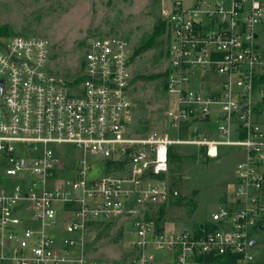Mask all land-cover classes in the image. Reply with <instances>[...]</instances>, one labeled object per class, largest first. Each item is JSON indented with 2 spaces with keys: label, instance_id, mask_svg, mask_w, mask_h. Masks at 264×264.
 Instances as JSON below:
<instances>
[{
  "label": "built area",
  "instance_id": "built-area-1",
  "mask_svg": "<svg viewBox=\"0 0 264 264\" xmlns=\"http://www.w3.org/2000/svg\"><path fill=\"white\" fill-rule=\"evenodd\" d=\"M161 2L166 117L176 136L130 130L128 39L88 41L79 76L68 80L52 70L47 38L0 36V264H121L91 257L86 236L123 217L134 236L128 264L254 260L252 231L264 209V51L257 42L263 4ZM204 127L214 130L201 139ZM56 145L81 155L64 159ZM172 146L206 147L210 158L220 146L245 149L231 198L211 215L212 230L157 221L160 208L180 195L169 180Z\"/></svg>",
  "mask_w": 264,
  "mask_h": 264
},
{
  "label": "rangeland",
  "instance_id": "rangeland-1",
  "mask_svg": "<svg viewBox=\"0 0 264 264\" xmlns=\"http://www.w3.org/2000/svg\"><path fill=\"white\" fill-rule=\"evenodd\" d=\"M162 0H0V30L9 35L41 36L52 46L51 68L68 80L80 74L84 46L99 36L116 35L132 44L134 107L130 130L137 135L169 132L166 111L168 97L162 73L167 67V39L164 36L150 47L139 50L151 39L160 22ZM264 7V0H259ZM258 44L264 51V22L258 26ZM264 91V86H263ZM203 128L200 138L213 132ZM57 155L68 159L69 154L81 153L71 145L53 146ZM183 156L180 166L169 174L180 195L194 198L195 207L168 206L163 225L168 229H189L211 219L214 213L231 198L235 190V168L245 157V149L220 146L217 158L205 157L197 146L179 150ZM121 170V168H118ZM1 171V170H0ZM261 225L252 231L257 244L252 248L254 260L250 264H264V209ZM130 217H123L110 225L96 226L87 234V251L91 257L108 263L128 264L133 261V233Z\"/></svg>",
  "mask_w": 264,
  "mask_h": 264
},
{
  "label": "trees",
  "instance_id": "trees-1",
  "mask_svg": "<svg viewBox=\"0 0 264 264\" xmlns=\"http://www.w3.org/2000/svg\"><path fill=\"white\" fill-rule=\"evenodd\" d=\"M166 34H167V25L165 22H160L159 24H157L155 26V29H154V34L153 36L151 37V39L147 40L142 46H140L139 50L136 51L135 53H139L141 50L143 49H146L148 47H150L151 45H153L158 38L162 37L165 35L166 37ZM0 36H4V37H9V36H12V35H9V31L7 28H2L0 30ZM166 56L168 57V52H166ZM162 76L164 77L165 79V83H164V90H166V76H167V72L164 71L162 73ZM261 83H264V78L261 79L260 81ZM194 136V135H192ZM183 147H186V146H172L170 148V173L174 171V168L176 169V167L180 166L181 164V161L183 159V156L179 153V150ZM199 152L204 155L205 157H209L207 155V149L206 147H199ZM210 158V157H209ZM114 166H118V163H108V167H114ZM170 182L173 184V186H177L176 185V182L175 181H171ZM181 205H187V206H193L195 207V201H194V198L191 197V198H185L181 195H179V197H177L174 201H172L170 203V207L171 206H181ZM167 208L168 207H162L160 208V210L158 211V215H157V221L159 223H161L163 221V218L164 216L166 215V212H167ZM148 216H150V213H148ZM110 225V223L108 224ZM193 228H201V229H206L207 231L209 230H212L215 228V226L209 221V220H206V221H203L201 223H198L196 224ZM215 260H218L219 262L221 261H224L225 259L223 257H220V258H216ZM235 260V257L231 259V261H234Z\"/></svg>",
  "mask_w": 264,
  "mask_h": 264
},
{
  "label": "water",
  "instance_id": "water-1",
  "mask_svg": "<svg viewBox=\"0 0 264 264\" xmlns=\"http://www.w3.org/2000/svg\"><path fill=\"white\" fill-rule=\"evenodd\" d=\"M255 243H256V242H255V241H253V244H252V245H255Z\"/></svg>",
  "mask_w": 264,
  "mask_h": 264
},
{
  "label": "crops",
  "instance_id": "crops-1",
  "mask_svg": "<svg viewBox=\"0 0 264 264\" xmlns=\"http://www.w3.org/2000/svg\"><path fill=\"white\" fill-rule=\"evenodd\" d=\"M256 243H255V245L257 244V241L256 240H254Z\"/></svg>",
  "mask_w": 264,
  "mask_h": 264
}]
</instances>
